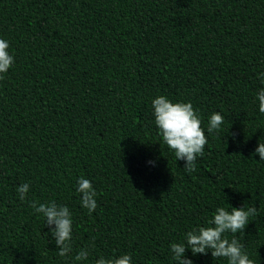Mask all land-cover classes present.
<instances>
[{
	"label": "trees",
	"instance_id": "trees-1",
	"mask_svg": "<svg viewBox=\"0 0 264 264\" xmlns=\"http://www.w3.org/2000/svg\"><path fill=\"white\" fill-rule=\"evenodd\" d=\"M0 38L15 58L0 79V264H175L170 245L229 205L256 207L236 238L264 264V0H0ZM160 95L202 117L192 173L155 126ZM214 112L224 124L209 134ZM81 176L97 192L91 214ZM53 200L73 217L66 257L30 206Z\"/></svg>",
	"mask_w": 264,
	"mask_h": 264
},
{
	"label": "clouds",
	"instance_id": "clouds-1",
	"mask_svg": "<svg viewBox=\"0 0 264 264\" xmlns=\"http://www.w3.org/2000/svg\"><path fill=\"white\" fill-rule=\"evenodd\" d=\"M9 42L0 38V79L8 72L15 62L14 56L9 52ZM264 83V73L260 74ZM259 111L264 114V88L257 93ZM155 126L167 147L174 152L176 160L185 161L184 169L188 173L196 170L197 158L204 155L208 137L202 127V117L194 109L191 102H173L168 97L160 95L152 100ZM224 116L220 112L211 114L207 132L219 133L224 124ZM264 160V142H258L255 153ZM153 163V162H149ZM19 198L25 200L29 192V184L25 183L17 188ZM77 192L81 194V206L88 209L89 214L97 208V192L90 180L81 176L78 180ZM36 213L42 214L51 235L55 238V245L59 249L58 255L66 257L72 252L73 217L66 205H58L54 200L47 204L37 205L32 201L30 205ZM258 214L256 207L229 208L217 207L211 219L205 225L193 227L185 234L184 240L170 245L175 264H193L185 256L187 250L192 255H207L209 252L213 259H224L227 264H255L246 252L244 245L236 238V234L244 232L249 224L250 217ZM54 226V227H53ZM228 233L232 238H228ZM89 256L87 247L82 248L74 257L75 261H86ZM96 264H132L131 254L105 258L101 256Z\"/></svg>",
	"mask_w": 264,
	"mask_h": 264
}]
</instances>
